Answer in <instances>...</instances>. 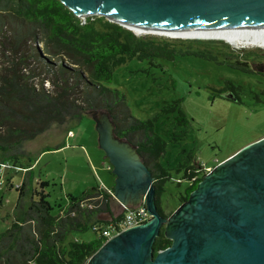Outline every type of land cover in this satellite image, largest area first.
<instances>
[{"label": "trees", "instance_id": "obj_1", "mask_svg": "<svg viewBox=\"0 0 264 264\" xmlns=\"http://www.w3.org/2000/svg\"><path fill=\"white\" fill-rule=\"evenodd\" d=\"M3 27L13 43L36 42L41 53L37 49L30 53L40 62L37 67L31 66L24 53L6 59L0 67V164L23 172L19 184L6 185L14 187L17 196L10 225L0 232V264H85L106 241L102 230L123 217L124 210L118 215L111 211L110 188L89 186L78 195L67 194L64 205L51 204L46 190L49 181L34 175V162L25 143L52 126L77 123L84 114L107 113L114 135L135 147L153 177L157 209L165 215L160 198L165 183L171 181L172 169L160 163L166 139L155 131L156 116H133L124 92L106 85L117 66L132 58L171 60L177 55H191L218 64L226 62L245 72L248 68L227 60L235 58L252 65L260 57L257 51H261L232 47L222 39L137 35L102 16L82 20L59 0H0V32ZM253 73L264 78V72ZM44 80L49 88L43 86ZM212 88L215 95L227 100L240 102L241 95L247 94L264 103V86L248 90L241 83L224 79L221 86ZM175 118L187 123L180 110ZM180 131L164 133L178 141L185 135V130ZM200 169L191 152L177 163L175 171L182 174L176 183L188 181L179 201L186 200L204 176ZM106 213L111 218L101 219ZM89 229L95 239H68L72 232ZM170 242L161 228L154 240V252Z\"/></svg>", "mask_w": 264, "mask_h": 264}, {"label": "rangeland", "instance_id": "obj_2", "mask_svg": "<svg viewBox=\"0 0 264 264\" xmlns=\"http://www.w3.org/2000/svg\"><path fill=\"white\" fill-rule=\"evenodd\" d=\"M40 48L36 42L32 45H16L3 27L0 32V67L6 59L19 53H24L31 66L37 67L40 62L30 53L34 49L41 53ZM236 48L261 50L257 51L260 57H256L252 65L235 58L227 60L250 71L246 69L244 72L229 67L226 62L218 64L191 55H177L171 60L132 58L117 66L111 81L106 84L124 92L133 116L142 119L156 116L155 131L166 139L165 153L160 163L163 167L172 168L171 181L165 183L166 190L160 198V206L165 215H169L182 203L179 201L180 193L184 192L188 181L182 179L179 184L176 183L182 173L176 172L175 167L178 162L185 160L189 152L201 165L199 173L205 175L210 172L208 167L217 171L246 153H240L242 150L248 151L251 144L264 138V103L257 102L247 94L241 95L240 102L227 100L215 95L212 88L221 86L224 79L241 83L248 90L264 86V78L253 73L264 72V47ZM41 74L44 76V72ZM43 86L49 88L50 84L44 80ZM178 110L185 114L186 124L176 120ZM67 129L71 130L72 136L65 140L64 147L53 149L61 144L62 135ZM169 129L179 133L185 130V135L178 141L170 140L169 135L164 133V130ZM97 143L95 122L85 115L79 122L67 127L52 126L25 143L24 147L34 162L35 177L50 183L46 190L51 204L64 205L67 194L78 195L89 186L111 185L113 176L108 170L109 162ZM22 175L20 170L15 172L5 167V182L0 187V232L10 225L9 215L17 196L14 187H6L9 183L7 180H12L15 186L21 181ZM122 211L123 208L118 207L113 210V214L118 215ZM95 237V233L89 229L72 232L68 239L90 241Z\"/></svg>", "mask_w": 264, "mask_h": 264}, {"label": "water", "instance_id": "obj_3", "mask_svg": "<svg viewBox=\"0 0 264 264\" xmlns=\"http://www.w3.org/2000/svg\"><path fill=\"white\" fill-rule=\"evenodd\" d=\"M59 1L78 17L98 10L105 12L100 15L108 21L114 22L106 13L153 29L207 21L264 20V0ZM84 115L95 122L98 146L116 176L110 203L119 198L137 206L142 200L151 215L144 223L106 239L85 264H264V171L260 167L264 168V138L217 171L205 174L187 199L166 216L157 209L153 177L135 147L114 135L107 113ZM238 176L245 178V198L233 189L224 194V182L234 184ZM162 227L171 245L154 254L152 245Z\"/></svg>", "mask_w": 264, "mask_h": 264}, {"label": "bare ground", "instance_id": "obj_4", "mask_svg": "<svg viewBox=\"0 0 264 264\" xmlns=\"http://www.w3.org/2000/svg\"><path fill=\"white\" fill-rule=\"evenodd\" d=\"M101 11H96L90 14L100 15ZM89 13L79 14L85 19ZM114 22H120L124 26L138 34L155 33L167 36H180L182 38H220L226 40L237 47L243 46H261L264 47V20H243V21H207L191 24H179L161 28H150L136 25L132 22L120 19L112 14H105Z\"/></svg>", "mask_w": 264, "mask_h": 264}, {"label": "built area", "instance_id": "obj_5", "mask_svg": "<svg viewBox=\"0 0 264 264\" xmlns=\"http://www.w3.org/2000/svg\"><path fill=\"white\" fill-rule=\"evenodd\" d=\"M67 134H71V132L68 131ZM5 167L7 166L0 164V187L4 183L3 173ZM123 210L124 215L120 220L116 221L114 224H110L102 230V234L107 237V239L120 231L142 224L151 217L144 204L130 207L126 206Z\"/></svg>", "mask_w": 264, "mask_h": 264}, {"label": "crops", "instance_id": "obj_6", "mask_svg": "<svg viewBox=\"0 0 264 264\" xmlns=\"http://www.w3.org/2000/svg\"><path fill=\"white\" fill-rule=\"evenodd\" d=\"M68 131L71 132V130L67 129L66 132H65V134L62 135L61 144L58 145L59 147H58V148H53V149H59V148H62V147L65 146V145H64L65 140H67L68 137H71V136H72L71 134H67ZM98 137H99V135H98V132H97V142H98ZM97 144H98V143H97ZM103 153H104V152H103ZM104 156H105V157L107 158V160H108V157L105 155V153H104ZM108 162H109V168H108V170H109V172L111 173L113 166H112V164L110 163L109 160H108ZM31 167L33 168V165H32ZM206 168H207V167H206ZM208 169H210V171L212 170V168H209V167H208ZM18 170H20V169L16 168V169L13 170V171H18ZM111 175L113 176V181H112L111 185L102 186V187H105V188H110V190H111V191H110V195H112V194L114 193V181H115V178H116V176H115L113 173H111ZM3 178H4V177H3ZM9 181H10V182H9L10 186H11V185L13 186L12 180H9ZM4 182H5V181H4ZM7 183H8V182H7ZM3 184H4V183H3ZM17 184H19V183H17ZM139 204H144V201H142V200H141V201L138 200V204H137V205H139ZM126 206H133V205L125 204V203H123L119 198H116V202H114L113 204L110 203V207H111V211H112V213H113V210L117 209L118 207H119V208H120V207L124 208V207H126ZM113 215H114V214H113ZM100 218H101V219H110V218H111V215H110L109 213H106V214L101 215Z\"/></svg>", "mask_w": 264, "mask_h": 264}, {"label": "flooded vegetation", "instance_id": "obj_7", "mask_svg": "<svg viewBox=\"0 0 264 264\" xmlns=\"http://www.w3.org/2000/svg\"><path fill=\"white\" fill-rule=\"evenodd\" d=\"M261 167V170L262 171H264V168H263V166H260ZM261 173H264V172H261ZM235 183L234 184H232L231 183V181H229V180H227V181H225L224 182V194L225 193H227V192H229V189H233L235 192H237V195H238V197H241L242 196V198H245V192H246V188H245V183H243L244 181H245V178L244 177H241V176H238V178L237 179H234L233 180ZM231 185H233V188H231ZM236 195V196H237ZM183 202V201H182ZM181 204V203H180ZM179 204V205H180ZM178 207V206H177ZM176 209V208H175ZM174 209V210H175ZM173 210V211H174ZM172 211V212H173ZM171 212V213H172ZM170 213V214H171ZM169 214V215H170ZM166 216H168V215H166ZM163 228V227H162ZM163 232H164V228H163ZM153 244H154V242H153ZM171 245V242H170V244L167 246V247H169ZM152 247H153V245H152ZM167 247H165V248H167ZM165 248H161V249H157V251L158 250H162V249H165ZM153 250H154V247H153ZM156 252H154V254H155Z\"/></svg>", "mask_w": 264, "mask_h": 264}]
</instances>
